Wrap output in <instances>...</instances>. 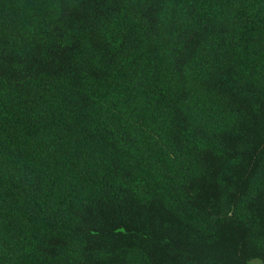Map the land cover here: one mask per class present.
<instances>
[{
    "label": "trees",
    "instance_id": "trees-1",
    "mask_svg": "<svg viewBox=\"0 0 264 264\" xmlns=\"http://www.w3.org/2000/svg\"><path fill=\"white\" fill-rule=\"evenodd\" d=\"M264 264V0H0V264Z\"/></svg>",
    "mask_w": 264,
    "mask_h": 264
},
{
    "label": "rangeland",
    "instance_id": "rangeland-1",
    "mask_svg": "<svg viewBox=\"0 0 264 264\" xmlns=\"http://www.w3.org/2000/svg\"><path fill=\"white\" fill-rule=\"evenodd\" d=\"M250 264H259L257 261H252Z\"/></svg>",
    "mask_w": 264,
    "mask_h": 264
}]
</instances>
